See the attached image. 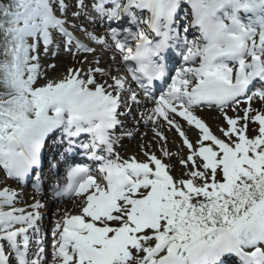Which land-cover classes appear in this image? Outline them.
<instances>
[{"label":"snow or ice","instance_id":"6c2138e0","mask_svg":"<svg viewBox=\"0 0 264 264\" xmlns=\"http://www.w3.org/2000/svg\"><path fill=\"white\" fill-rule=\"evenodd\" d=\"M93 44L118 50L125 70L100 66ZM81 53L93 59L63 74L51 62ZM141 97L159 155L144 143L143 159H125L117 132L132 137L125 119ZM253 101L264 105V0H0V169L40 191L54 150L48 167L65 165L67 183L53 195L79 209L54 222L49 253L46 205L19 207L24 193L0 185V264H264ZM204 108L218 111L219 135Z\"/></svg>","mask_w":264,"mask_h":264},{"label":"bare ground","instance_id":"6f19581e","mask_svg":"<svg viewBox=\"0 0 264 264\" xmlns=\"http://www.w3.org/2000/svg\"><path fill=\"white\" fill-rule=\"evenodd\" d=\"M100 26H97V31L99 32ZM103 28V27H102ZM103 35V33L101 34ZM82 42L87 43L86 38L81 37ZM111 43V41H110ZM93 46V45H92ZM93 47H96L95 44ZM100 47L97 48L96 59L101 61V65L104 68H119L121 72H123L124 65L122 63V56L118 50L105 48L103 51H100ZM84 55L88 56L89 60L93 59L91 54H84L81 53L75 59L72 56H65L61 54V56L57 60H52V63H58L60 65L59 74H63L64 68L69 66H79L77 65L76 61L79 59H83ZM135 87V84L132 85ZM158 92V91H157ZM142 104L140 107H146V111L150 110L154 105L150 101H145L143 97H141ZM253 103H258V101H253ZM153 105V106H150ZM133 107V106H132ZM151 107V108H149ZM142 111L135 112L132 117L129 115L125 119L126 129L128 126H132V137L129 138L128 136L122 134V132H117V135L121 137L120 141L115 146V150L125 159L129 158L132 155H137L139 158L143 159V154L140 151L139 145L144 143H152L153 148L152 150L159 155V145L155 144L153 141V132L152 128L153 125L151 123H146L145 120L142 118L141 114ZM215 113V114H214ZM198 115L206 120L208 123L214 124L213 131L217 129V126L221 119H219L218 111L215 109L209 110L204 108L199 110ZM182 124H184L185 130L187 131L188 135L192 140L196 139L198 135V130L190 127L183 121L182 118H177ZM223 122V121H222ZM211 126V125H210ZM164 131L169 139L168 147L172 150V152H176L178 144H181L179 138H175V132L169 131L167 126L165 125ZM51 141H49L50 144ZM44 173H43V181L42 187L40 191H35L33 184L31 181H23L20 182L18 185L14 179L6 178V174L4 176V180L0 183L2 186H8L13 188L16 191L23 192L24 195L22 199L26 202L24 204H19V207H27V205L32 204L35 200H40L42 203L46 205V207L42 210L43 220L42 225L46 232V236L44 239V245H46V249L49 253H51L50 249V241H51V230L50 223L52 220L56 221L57 219L61 218L65 211L69 212L70 214H78L79 209L76 207L77 198L75 197H65V198H56L53 195V190L51 188L54 186L53 182H56L59 186L63 187L67 183L66 179V166L61 165L59 169H50L48 164L52 161L54 155L50 154L49 149L46 148L44 150ZM76 162L82 161V156L75 157ZM0 173H3V169H0ZM37 193V194H36ZM39 194V195H38ZM54 197L51 202H49L50 197ZM73 212V213H72Z\"/></svg>","mask_w":264,"mask_h":264},{"label":"rangeland","instance_id":"374dc122","mask_svg":"<svg viewBox=\"0 0 264 264\" xmlns=\"http://www.w3.org/2000/svg\"><path fill=\"white\" fill-rule=\"evenodd\" d=\"M100 29H99V33L100 34H102L103 33V28L100 26L99 27ZM98 48V47H97ZM101 51V50H100ZM150 106H153V105H150ZM245 105L242 103L241 104V108H243ZM253 106L254 107H256V108H260V107H262V106H264V105H261L260 103L258 104V103H253ZM147 107V106H146ZM146 107H136V106H133L132 107V114L130 115L131 117H132V115L135 113V112H137V111H142L143 113H145L146 112ZM149 108H151V107H149ZM149 110V109H148ZM215 114V113H214ZM219 114V113H218ZM242 114V113H241ZM229 115H233V113L229 110ZM223 123L224 122H222V121H220L219 122V124H218V126H222L223 125ZM210 125H211V127H213V129H214V124L213 123H209ZM218 126H217V128H218ZM132 129H133V127L132 126H128V128L126 129V131L127 132H132ZM215 132H216V134L217 135H219V132L217 131V129L215 130ZM123 134V133H122ZM119 136V135H118ZM127 136V135H126ZM175 138H179L178 137V135L177 134H175ZM180 139V138H179ZM181 147V144H178V146H177V149H179ZM177 149H176V151H177ZM4 176H5V174H4V172L3 173H0V183L4 180ZM55 184H57V183H55ZM54 187H56V186H54ZM54 187L52 188V189H54ZM51 189V190H52ZM39 195V194H38ZM49 200H51V197H50V199ZM50 202V201H49ZM43 210V209H42ZM73 213V212H72ZM54 220H52V222L49 224L50 225V227L54 224ZM50 229V228H49Z\"/></svg>","mask_w":264,"mask_h":264}]
</instances>
